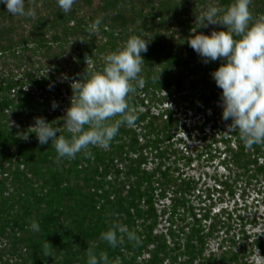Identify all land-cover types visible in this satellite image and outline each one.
Instances as JSON below:
<instances>
[{
    "label": "trees",
    "instance_id": "16d2710c",
    "mask_svg": "<svg viewBox=\"0 0 264 264\" xmlns=\"http://www.w3.org/2000/svg\"><path fill=\"white\" fill-rule=\"evenodd\" d=\"M232 2L75 0L65 14L56 0H29L35 18L10 15L0 4V264H87L89 249L106 253L110 264H264V237L249 242L245 217L233 218L237 208L213 214L214 204L195 205L204 202L199 180L185 170L206 155L221 159L228 175L216 179L222 188L205 189L207 200L215 193L220 203L225 194L234 198L240 183L243 199L252 186L264 194V144L245 147L238 131H228L231 120L222 119V90L211 76L222 61L204 63L187 43L192 32L223 28L200 27L196 16ZM250 10L254 19L264 16V0H251ZM98 18V32L89 35ZM142 34L152 38L142 53L143 86L131 82L135 125H122L106 148L91 147V158L57 159L51 141L40 145L28 133L35 118L68 135L63 119L72 81L101 70L103 57ZM182 111L204 120L196 128L205 146L196 155L176 146L181 128L188 131ZM114 221L140 242L121 233L115 248L103 241ZM255 250L259 263L251 260Z\"/></svg>",
    "mask_w": 264,
    "mask_h": 264
},
{
    "label": "clouds",
    "instance_id": "9594fccd",
    "mask_svg": "<svg viewBox=\"0 0 264 264\" xmlns=\"http://www.w3.org/2000/svg\"><path fill=\"white\" fill-rule=\"evenodd\" d=\"M26 2L29 0H0L10 15L35 18V9H26ZM56 2L66 14L72 10L75 0ZM250 3L251 0H233L226 9L210 6L196 16V21L200 27L220 24L223 28L210 33L192 32L187 39L189 47L204 63L222 61L211 74L222 90V119L231 120L228 131H238L240 140L248 148L264 144V16L254 19ZM100 24L99 18L91 23L89 35L98 32ZM151 38L147 34L129 37L123 46L103 57L101 70L72 81L73 95L63 119L68 135H58L59 128L43 117L35 118L28 133H35L40 145L51 141L57 159H74L78 153L91 158V147L106 148L122 125L132 127L138 119L129 107L128 98L135 90L132 81L143 86L142 53L147 52ZM57 107L54 101L53 110ZM27 138L28 134H24V139ZM31 228L38 231L39 225L33 221ZM118 233L126 234L129 241L140 242L135 231H129L117 221L100 238L115 248L120 242ZM87 256V264H110L106 253L97 256L89 249Z\"/></svg>",
    "mask_w": 264,
    "mask_h": 264
},
{
    "label": "rangeland",
    "instance_id": "374dc122",
    "mask_svg": "<svg viewBox=\"0 0 264 264\" xmlns=\"http://www.w3.org/2000/svg\"><path fill=\"white\" fill-rule=\"evenodd\" d=\"M170 105H165L164 107H169ZM171 107V106H170ZM182 117V122H186L188 131H184L182 128L180 130V134L177 136V138H181L182 142L177 143L176 146L185 149L186 146L189 147V149L193 152H195V155L197 151H195V148L202 149L205 146L204 141L201 139H198L197 136L201 135L199 129L196 128V125L199 123H203L204 120L201 119V116H193L192 112L187 113V117L182 111L179 114ZM206 133H209L211 131V124H208L204 127ZM190 133L191 136L188 134ZM220 148L222 149V145H214V148ZM215 153V152H214ZM219 155V154H218ZM207 155L205 157H202L200 161H195L192 164L191 168H186L187 176H192L199 180V190L201 191L200 194L202 195V200L204 202H201V200L194 199L195 205H208L210 206L211 203L213 205V214L216 212H219L222 208H228L229 211H233L234 209H238L237 212L234 213L233 218L236 219L238 214H242V216L245 217V220L248 222V225L246 227V230L249 231V234L253 235L252 238L249 239V242H251L256 235L264 237V206L262 204V198L264 196L259 194L258 191L260 189V186L258 185L257 189L252 186L247 189L245 193V199L242 197V186H244L242 183H240L237 189V194L234 198L230 197L228 194L224 195V203H220L217 201V198L220 196V193H215L212 197L213 201L207 200L205 189L207 187L209 188H222L221 185L218 184L216 179L223 180L225 179V176L228 175V171L223 168V166L220 164L221 159L216 158L215 161H206ZM180 167H183V163L181 162ZM264 189V187H263ZM262 189V190H263ZM204 190V191H203ZM237 204V205H236ZM243 208V209H240ZM250 222V223H249ZM165 224L163 223L161 227H164ZM240 227L238 226L236 229V233H239ZM218 240H212L210 243V248L213 250H216ZM251 260H254L255 262H260L262 260V257L260 255L259 250H255V253L251 256Z\"/></svg>",
    "mask_w": 264,
    "mask_h": 264
}]
</instances>
